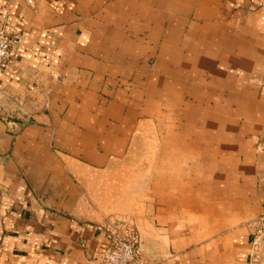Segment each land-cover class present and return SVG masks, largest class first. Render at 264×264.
Returning a JSON list of instances; mask_svg holds the SVG:
<instances>
[{"label":"crops","instance_id":"0c3cea01","mask_svg":"<svg viewBox=\"0 0 264 264\" xmlns=\"http://www.w3.org/2000/svg\"><path fill=\"white\" fill-rule=\"evenodd\" d=\"M0 30V264H99L126 226L150 264H264V0H0ZM187 107L222 150L126 174Z\"/></svg>","mask_w":264,"mask_h":264},{"label":"rangeland","instance_id":"374dc122","mask_svg":"<svg viewBox=\"0 0 264 264\" xmlns=\"http://www.w3.org/2000/svg\"><path fill=\"white\" fill-rule=\"evenodd\" d=\"M193 97V94H187V100H191L187 101L188 104H197L192 102ZM155 112V123L139 127L138 137L131 141L128 151L134 153H128L125 157L129 163L126 165V174L131 171V175L137 177L139 183L145 181L147 174L151 176L152 172L153 181L160 184L162 161L172 160V154L168 152H210L211 144L217 152L221 149V144H225V141L209 138L213 132L217 133L216 130L211 131L214 128L209 124H197V107H187L183 112L175 110L174 114L169 109ZM262 238L264 235L260 239ZM255 257L261 261L259 253Z\"/></svg>","mask_w":264,"mask_h":264},{"label":"built area","instance_id":"2783aa9c","mask_svg":"<svg viewBox=\"0 0 264 264\" xmlns=\"http://www.w3.org/2000/svg\"><path fill=\"white\" fill-rule=\"evenodd\" d=\"M32 1V0H24ZM21 42V36L8 35L0 30V70L6 68L11 60L13 49ZM261 232L264 235V214L259 218ZM144 249L138 234L132 226H126L120 232L111 234L106 246L97 253L99 264H150L143 258Z\"/></svg>","mask_w":264,"mask_h":264}]
</instances>
